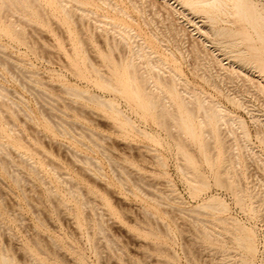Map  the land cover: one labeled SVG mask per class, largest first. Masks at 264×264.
<instances>
[{
  "label": "rangeland",
  "instance_id": "374dc122",
  "mask_svg": "<svg viewBox=\"0 0 264 264\" xmlns=\"http://www.w3.org/2000/svg\"><path fill=\"white\" fill-rule=\"evenodd\" d=\"M199 1L0 0L7 264H264V40Z\"/></svg>",
  "mask_w": 264,
  "mask_h": 264
},
{
  "label": "bare ground",
  "instance_id": "6f19581e",
  "mask_svg": "<svg viewBox=\"0 0 264 264\" xmlns=\"http://www.w3.org/2000/svg\"><path fill=\"white\" fill-rule=\"evenodd\" d=\"M236 3H234V8L236 9V13L237 15H239V17H241L245 22H247L251 28L253 29V31L258 34V36L264 40V16L261 15L259 12L255 11L251 6H250V1L249 0H235ZM198 3V2H197ZM194 4V3H193ZM199 4L203 7H211V8H215L217 6H220L221 4H225V1L224 0H205V1H199ZM226 5V4H225ZM219 32V31H218ZM217 32V34H218ZM228 33V35H230L231 32H226L225 30H220V33L221 34L220 36H223L225 34ZM218 34V35H219ZM106 81V80H103V82ZM102 82V83H103ZM107 82V81H106ZM107 84V83H106ZM104 85H105V82H104ZM109 85V84H108ZM39 153H41L39 151ZM43 153V152H42ZM45 155V154H44ZM232 227V226H231ZM233 228V231L238 229V233L240 232L239 228H236L235 227H232ZM233 233H236V232H233ZM237 233V234H238ZM242 233V232H241ZM235 234V238L237 237ZM240 234V233H239ZM243 234V233H242ZM241 235V234H240ZM240 235H238L237 238L241 237ZM234 236V235H233ZM244 236V235H242ZM246 236L242 237V241L243 243L247 240L244 241ZM234 238V237H233ZM234 238V240L236 241V239ZM247 238V237H246ZM241 239V238H240ZM239 239V240H240ZM238 240V239H237ZM242 241H237V242H240V245H244L245 243H247V241L242 244ZM236 242V243H237ZM239 245V243H237ZM250 248L247 247V250H249ZM251 250V249H250ZM3 257V256H2ZM0 257V258H2ZM3 260L6 259V258H2ZM1 259V260H2ZM5 263H3V261H1L0 264H7L9 263L6 259V261L4 260Z\"/></svg>",
  "mask_w": 264,
  "mask_h": 264
}]
</instances>
